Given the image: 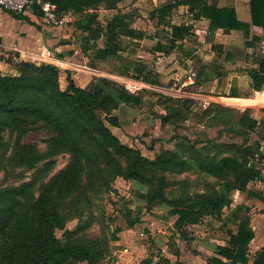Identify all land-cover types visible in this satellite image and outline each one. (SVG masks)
I'll return each mask as SVG.
<instances>
[{"label":"rangeland","instance_id":"374dc122","mask_svg":"<svg viewBox=\"0 0 264 264\" xmlns=\"http://www.w3.org/2000/svg\"><path fill=\"white\" fill-rule=\"evenodd\" d=\"M167 3L168 0H120L114 8L100 4L66 14L68 21L63 29L75 37L84 53L90 51L88 65L109 75L106 90L118 87L142 100V106L122 102L117 108H111L109 113L120 120L129 107L136 110L142 108V113L135 115L134 123L141 118L144 133L134 137L132 143L121 134L123 129L119 131L111 126V132L121 143L140 150L148 160H168L170 163L166 168L159 166L149 169L150 184L116 177L108 188L76 192L72 198L76 205L63 209L67 222L65 229L56 231L58 239L64 244L66 231L76 230H79L78 235L84 242L106 238L109 241L108 255L101 264H120L123 247L117 245L118 235L135 225L140 226L138 236L141 235V242L151 250L147 255H139L143 264H151L153 260L154 264L158 261L162 264L163 249L173 251L178 243L179 246L190 247L198 237H203L199 240L200 244L205 245V240L228 238L233 233L228 227L237 224L227 221L234 210L231 200V204L219 213L204 211L201 222L186 226V239L177 238L176 244L172 243L171 232L167 230L177 220V216L170 214L172 206L162 203L158 197L152 203L146 200L159 186L167 198H191L194 204L205 197L220 194L227 184L234 185L237 174L250 162H256L255 170L260 174L261 181L252 183L255 184L254 190L264 197V127L255 130L245 128L239 121L243 111L221 103H212L209 106L211 115L203 117L205 110L196 100L197 97L193 99L188 96L198 94L218 99H255L249 71L257 68L264 56V30L252 28L251 39L257 37L260 41H253L254 45L248 46L240 31L209 33L206 19L195 18L185 5L175 10L171 18L159 21L156 10ZM216 4L233 5L242 20L250 17V0H216ZM110 22L116 26L142 30L146 35L142 39L144 42L120 35L121 51L108 58H100L97 50L107 42ZM174 24L192 26L191 33L173 43L170 26ZM219 41L222 45H215ZM158 52L174 54L180 59L185 72L179 80L170 78L171 73H158ZM191 72L196 73V83L184 85ZM97 86L105 87L101 79H96L87 89ZM257 99L260 103V99ZM232 102L247 104L249 101ZM251 104L247 108L252 110V116L258 120L264 118V104ZM175 105L190 111L187 119L173 124V130L163 137H152V130L156 129L158 123L167 125L162 123V119L170 114V109ZM99 116L104 118L106 115L100 112ZM149 120L154 125H150ZM17 140L35 145L48 156L32 170L18 166L13 158ZM51 149L49 130L42 124H36L22 134L18 130H4L0 138V191L33 183L30 196L31 200H35L42 187L71 160L68 152L50 154ZM226 159L231 160L228 167L223 166ZM223 167L228 168L224 177L212 174L214 169ZM261 200L264 202V199ZM242 206L247 216L252 207ZM135 222L131 227L130 224Z\"/></svg>","mask_w":264,"mask_h":264},{"label":"trees","instance_id":"16d2710c","mask_svg":"<svg viewBox=\"0 0 264 264\" xmlns=\"http://www.w3.org/2000/svg\"><path fill=\"white\" fill-rule=\"evenodd\" d=\"M49 1L57 4L61 13L67 14L100 4L114 8L120 0ZM183 5L195 18L209 22V33L219 29L225 33L240 31L248 46H253V41H260V38L251 37L252 28L264 30V0H250L251 22L241 21L233 5L219 6L216 0H168L167 4L156 10L157 18L159 21L171 18L175 10ZM37 13L40 14L39 9ZM170 27L173 43L184 39L192 29V26L182 24ZM107 28V42L97 50L100 58H108L121 51L120 35L133 40L146 37L142 30L116 26L112 22ZM16 68V75H3L0 72V138L6 129L18 130L22 134L32 126L42 124L50 133V154L68 152L71 160L42 187L35 200H31L30 196L33 183L0 191V264H101L108 255L109 241L106 238L84 242L78 235L79 230H76L66 231L64 244L58 239L56 231L65 229L67 222L63 209L76 205V201L72 200L76 192L108 188L116 177L150 184L149 169L159 166L166 168L170 163L168 160H148L140 150L121 143L109 128L120 127L119 118L109 113L111 108H117L122 102L142 106L139 97L118 87L107 91L109 82L106 79H101L105 87L81 88L76 85L71 73L67 74V87L62 89L60 72L51 65L22 61ZM249 76L251 88L261 91L264 88V56L257 68L249 71ZM170 110L162 123L173 125L187 119L186 115L190 113L180 105L172 106ZM100 112L106 116L101 118ZM211 113L208 108L203 117ZM239 121L249 130L264 127V118H254L251 109H246ZM47 156L35 145L19 140L13 149L15 163L27 170L34 169ZM230 161L224 160L223 166L228 167ZM250 165L251 162L237 174L234 185L227 184L220 194L205 197L194 204L191 198H167L161 186L146 200L152 203L158 197L162 203L171 205L170 214L177 216L174 228L182 239H186V226L201 222L204 211L221 212L231 204L230 192L245 191L250 182L260 180V174ZM226 169H214L212 174L222 178ZM245 212L243 206H237L229 215L227 221L237 224V233H231L226 245L217 248L225 261L214 258V264L248 263V247L255 234ZM114 239L118 240L117 237ZM175 254L179 255V251H175ZM168 263V259L162 260V264ZM175 264L183 263L177 261ZM254 264H264V250Z\"/></svg>","mask_w":264,"mask_h":264},{"label":"crops","instance_id":"0c3cea01","mask_svg":"<svg viewBox=\"0 0 264 264\" xmlns=\"http://www.w3.org/2000/svg\"><path fill=\"white\" fill-rule=\"evenodd\" d=\"M240 20L244 22H251V14L250 17ZM205 21L207 23L206 29H208L209 22L207 20ZM254 29L257 30L260 28L254 27ZM220 31L225 33L222 29H219L216 32ZM136 41L144 42L143 40ZM215 45H222V42H215ZM103 47L104 46H102V48ZM82 51L83 50L79 46V43L75 40V37L72 34H68V32L63 28H51L46 26L42 22L41 15L37 13V8L31 7L23 15H15L0 8V72L3 75H16L17 64L19 62L26 61L32 62L36 65L45 64L56 67L60 72V84L62 89H65L68 85V73H71L72 79L76 85L84 89H87V87H89L91 84H94L96 79H108L109 75L106 72L92 68L88 65L89 56L91 55L89 54L90 51H88V54ZM157 54L158 61L156 63L158 65V73H171L170 78L179 80V78L182 77L185 72L179 63L180 59L174 56V54L166 55L164 52H158ZM187 78L184 84L188 83ZM254 91L255 99H233L239 101H254L251 104L254 106L261 104V101L260 103L257 102V93L260 91ZM188 96L195 99L194 97H198V94H189ZM221 99L222 98L218 100L221 101ZM248 105H250V103L246 104L243 102H238L237 105H234V108L244 112L246 109H250L247 108ZM142 110V108H137L136 110L135 108L129 107L127 111L125 110V115L119 120L121 128H116L117 130L119 129V131L123 129L121 134L126 140H130L132 143L134 141V137L144 133L143 126L140 122L141 118H138V122L134 123L135 115L142 113ZM155 128V130H152V134L154 135L152 137H163L165 134H167L166 132H171L173 130V125L167 124L162 126L161 123H158ZM146 139L147 138H143V140ZM252 182L248 184L245 191L241 192L236 190L235 194L233 193L234 195L232 194L230 197L233 201L231 205L233 209H235L237 206H242L243 204L252 207V210L247 216L250 218V226L255 234V237L248 247L247 264H254L256 258L264 250V202L261 200L264 199V197L259 192L254 190L255 184ZM138 227L140 226L135 225L133 228L123 230L118 235L119 240L117 241V245L123 247V252L119 257L120 264H143L139 255H145L146 253L148 254L151 252L148 246L141 242V235L140 237L138 236ZM169 228H172L176 232V234H174L170 231V239L174 240L172 243H175L177 238L179 240L182 239L174 226H168V231ZM228 228L232 229L233 233H237V225L231 224ZM199 238L201 237H198L196 241H193V245L190 247L179 246V243H175L177 246L173 251L171 249L168 251L164 248L163 252L165 254L161 259H168V264H175L177 261H180L183 264H214V258H219L222 261H225V259L219 255L217 248L225 246L229 241L230 236H228V238H221L219 240H205L207 242L205 245L200 244ZM201 239L204 238L202 237ZM175 251H179V255H176ZM159 262L160 261H158L156 264H161ZM147 264L149 263L147 262ZM151 264H154V260Z\"/></svg>","mask_w":264,"mask_h":264},{"label":"built area","instance_id":"2783aa9c","mask_svg":"<svg viewBox=\"0 0 264 264\" xmlns=\"http://www.w3.org/2000/svg\"><path fill=\"white\" fill-rule=\"evenodd\" d=\"M31 7L39 9L42 22L51 28H63L67 25V15L59 11L57 4L49 0H0V8L5 11L15 14L23 15ZM196 73L191 72L187 78L188 83L184 85H194L196 82ZM257 98L260 99L261 104H264V89L257 93ZM200 102V106L206 110L212 103H221L227 106L237 105L238 102L233 98L221 99L209 97V96H200L196 98ZM225 100L226 102L222 101Z\"/></svg>","mask_w":264,"mask_h":264},{"label":"water","instance_id":"95a60500","mask_svg":"<svg viewBox=\"0 0 264 264\" xmlns=\"http://www.w3.org/2000/svg\"><path fill=\"white\" fill-rule=\"evenodd\" d=\"M149 124H150V125H154V122H153L152 120H149ZM257 165H258V164H257L256 162H251L250 167H251V168H256ZM169 230H170L171 232H173L174 234H176L175 230H173L172 228H169Z\"/></svg>","mask_w":264,"mask_h":264}]
</instances>
